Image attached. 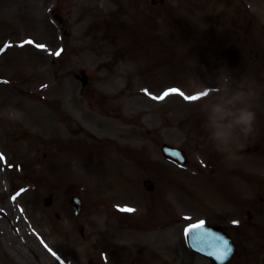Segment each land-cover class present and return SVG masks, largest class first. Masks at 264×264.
<instances>
[{
	"label": "rangeland",
	"instance_id": "374dc122",
	"mask_svg": "<svg viewBox=\"0 0 264 264\" xmlns=\"http://www.w3.org/2000/svg\"><path fill=\"white\" fill-rule=\"evenodd\" d=\"M236 2L241 6L234 5L232 11L223 0H166L160 7L152 6L150 0H0V20L12 18L20 24L28 21L27 33L15 35V42L25 37L32 41V47L14 48L0 55V78L9 81L0 85L3 86L0 87V157H3L0 159V208L11 216L9 221L0 219L5 231L0 230V250L7 260L0 253L1 262L21 264L12 249L22 243L28 247H23V253L29 264H55L47 254L49 248L61 250L64 258L69 254L74 259L71 264H88L89 260L96 264H137V260L139 264H200L186 248L181 228L184 223L201 220L206 215L204 212L212 211L203 202L214 205L217 199L209 195L215 194L217 184L205 180L203 189L193 182L197 196L188 188L182 190L174 182H184L185 178L170 170L173 166L162 159L160 147L167 142L185 148L192 171H201V163L205 161L202 148L210 145L207 142L211 134L205 123L211 105L234 92L243 93L241 100L245 104L264 95V85H258L264 83V35L255 39L254 50L240 53L245 62L257 63L252 71L254 81L235 69L234 64L225 65L233 53L221 39L233 35L232 43L241 45L246 33L242 28L236 32L231 27L225 28L224 15L217 17L216 13L223 10L227 17L231 12L240 14L244 4L233 0ZM57 13L65 19L68 36L63 35L62 28L53 20ZM229 20H225L226 24ZM240 21L238 17L233 22L240 27ZM90 23L93 30H89ZM4 29L1 27L0 33ZM218 46L223 47L218 49ZM57 52L60 54L56 55ZM83 71L87 75L85 85L81 83ZM224 78L229 81L227 84ZM209 92L213 95L209 96ZM205 96L207 100H203ZM197 97H200L197 101L187 100ZM262 99L256 102L257 109L263 108ZM10 108L22 111L23 118L9 120ZM88 134L92 138L89 143ZM127 141V146L139 148V158L149 159L144 165L139 163V176L150 177L158 184L156 193L147 196L143 193L139 197L140 203L133 201L138 200L133 191L134 181L129 180V186L120 177L128 178L135 172L134 164L128 159L122 165L129 170L116 167V174L108 159L97 161L99 166L95 171L85 162L88 157H74L64 174L67 153L71 152V145H78L76 142L97 146L88 147L86 153L102 151L107 157L130 158L126 151L123 155L110 153L115 150L111 145ZM61 149L67 152H59ZM150 159L159 161L152 164ZM22 160H25L23 170L16 172L14 166ZM51 161H57V166H53L50 175L60 183L62 174L64 182L71 186L79 173L96 175L93 184L107 188L109 195L105 201L110 206L112 202L129 198L123 206L130 204L139 212L145 210L139 217L140 228L136 226V219L128 218L133 222L129 227L128 221L116 230L108 227L102 239L95 242L104 228V217L111 212L106 210L108 205L103 203L100 207L101 198L92 188L88 194L76 186L73 187L76 192L70 191V195L63 194L60 198L54 188L44 190L42 178L37 180L35 192L21 201L28 211L27 215L21 213L10 202L14 189L11 179L19 182L18 177L24 175L35 180ZM9 165L13 168L9 169ZM227 172L225 168L223 179ZM215 175H221L220 170ZM169 182L172 185L165 187ZM49 193H53V201L45 206ZM74 195L83 200V210L77 216L69 204ZM170 198L178 207L174 209L180 211L177 213L180 220L174 223L167 220V212L163 210L172 211ZM149 201L152 211L146 209ZM184 213L189 215V222L181 220ZM153 222L155 226L151 228ZM40 223L45 224L38 228ZM165 223L172 224L168 231L159 229ZM12 226L29 237L26 243L15 238ZM37 229L52 236L45 246L34 232ZM101 242L111 245L108 252L114 258L101 257V252H106L104 244L100 250L98 243ZM158 249L166 253L159 250L156 257H162L156 261L150 251Z\"/></svg>",
	"mask_w": 264,
	"mask_h": 264
},
{
	"label": "clouds",
	"instance_id": "9594fccd",
	"mask_svg": "<svg viewBox=\"0 0 264 264\" xmlns=\"http://www.w3.org/2000/svg\"><path fill=\"white\" fill-rule=\"evenodd\" d=\"M224 82L227 84L229 81L224 78ZM211 95L213 93L209 92V96ZM242 95L243 93L234 92L222 102L212 104L207 113L205 127L213 139L222 146L223 162L227 167L239 159L237 149L233 145L244 147V141L254 132L257 120L256 113L241 100ZM207 99V96L203 97V100ZM23 115L22 111L15 108L7 110V118L12 121L22 119Z\"/></svg>",
	"mask_w": 264,
	"mask_h": 264
},
{
	"label": "snow or ice",
	"instance_id": "6c2138e0",
	"mask_svg": "<svg viewBox=\"0 0 264 264\" xmlns=\"http://www.w3.org/2000/svg\"><path fill=\"white\" fill-rule=\"evenodd\" d=\"M25 43L31 44L32 41L28 40V41H25ZM21 46H23V45H21ZM38 47H44V46L40 45ZM59 54H60L59 52L56 53V55H59ZM173 91H175V90H173ZM179 94L183 95V93H179ZM185 97L186 96H184V98ZM161 98H163V97H161ZM199 99H200V97H197L196 99L188 98L187 100L197 101ZM174 155L177 156L178 158H182L181 154H179V153H174ZM0 159H3V157H0ZM123 211L134 212L135 209L126 208V209H123ZM233 223L238 224L237 221H234ZM203 229H204V221H200L198 224H193L189 228H186L185 229V236H186V238L187 237L198 238V234L201 233ZM209 235L212 236L216 241H219L221 243L223 249H224L222 254L219 256H216L215 258L218 260H224L228 256V254L231 252L229 242L226 239H224L223 237H220L219 235L212 234V233H209ZM208 254L213 255L212 252H209Z\"/></svg>",
	"mask_w": 264,
	"mask_h": 264
},
{
	"label": "bare ground",
	"instance_id": "6f19581e",
	"mask_svg": "<svg viewBox=\"0 0 264 264\" xmlns=\"http://www.w3.org/2000/svg\"><path fill=\"white\" fill-rule=\"evenodd\" d=\"M2 212V218L5 220V221H9V219L7 218L6 214ZM12 229L14 230V232L16 233L19 241H21L20 239V234L18 232V229L15 228L14 226H12ZM0 230H3L4 231V227L3 225L0 223ZM5 232V231H4ZM3 237H6V234H1ZM19 246H21V248H18ZM18 247H15L14 250H13V253L14 255L16 256L17 260L21 263V264H29V260L26 258L25 254L23 253L22 251V248L25 247V248H28L25 246V244H22V243H19ZM32 251V250H31ZM6 260V259H5ZM7 261V260H6ZM9 262V261H8ZM0 264H7L6 262H2Z\"/></svg>",
	"mask_w": 264,
	"mask_h": 264
}]
</instances>
